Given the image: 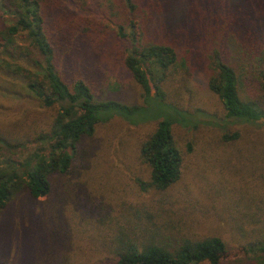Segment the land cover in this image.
Returning a JSON list of instances; mask_svg holds the SVG:
<instances>
[{
    "label": "trees",
    "instance_id": "trees-1",
    "mask_svg": "<svg viewBox=\"0 0 264 264\" xmlns=\"http://www.w3.org/2000/svg\"><path fill=\"white\" fill-rule=\"evenodd\" d=\"M89 11H102L116 28L87 15ZM68 12L76 19L66 23ZM0 18V112L5 101L19 117L0 122V264L228 262L224 239L189 234L186 210L164 196L181 178L172 126L192 121L167 101L161 85L187 60L202 58L204 83L220 101L225 119L264 128V0H0ZM113 31L127 43L122 66L140 88L142 104L98 100L80 73L74 79L66 76L78 70L72 50L88 43L87 37L102 44ZM193 39L196 49H188ZM245 64L256 72L258 99L239 92L235 67ZM29 99L39 110L29 109ZM149 105L167 108L168 115L164 110L139 122L136 117ZM113 119L135 126L155 122L137 147L148 177L135 182L141 192L155 191L164 198L151 205H118L117 195L100 193L112 204L101 214L96 208L101 210L103 203L88 206L90 180L100 164L80 171L72 166L75 156L86 159L87 154L76 155L82 140ZM263 137L236 159L233 168L239 165L235 170L247 174L237 196L234 186L231 201L219 195L224 202L217 204L225 224H232L229 231L243 239L238 246L242 259L252 264H264ZM222 138L231 143L241 134ZM69 174L73 187L56 193L52 178ZM207 193L205 198L216 203L217 195ZM202 200L196 203L201 206Z\"/></svg>",
    "mask_w": 264,
    "mask_h": 264
},
{
    "label": "rangeland",
    "instance_id": "rangeland-1",
    "mask_svg": "<svg viewBox=\"0 0 264 264\" xmlns=\"http://www.w3.org/2000/svg\"><path fill=\"white\" fill-rule=\"evenodd\" d=\"M86 14L94 16L95 20H101L110 29L116 28V25L106 20L102 11L101 14L99 11H96V14L93 11ZM136 14L143 20L140 11ZM73 17L76 19L74 14L70 15L68 12L64 21L68 23ZM4 19L7 20V17L4 16ZM181 30L182 28L178 26V31L181 32ZM165 38L170 41L167 36ZM87 39L88 43L72 50L75 54L73 58L78 63V70L75 72L69 70L66 76L70 79H74L75 75L76 77L82 76L85 81L89 82L98 100H114L126 105L142 104L140 88L122 66V56L126 55L127 43L119 41L114 31L105 38L102 44L96 43L93 37H87ZM180 44L183 46V43ZM191 48L196 49V39L189 43L188 49ZM183 54L181 50L180 55ZM204 67L205 62L202 58L200 61L193 59L189 62L187 60L185 68L177 69L161 85L166 93L167 101L186 112L192 121L188 126L180 124L172 126L173 139L182 159L181 178L175 186L164 193V196L178 200L177 208L182 207L186 210L183 219L189 234L195 237L218 234L224 239L229 249L224 260L230 262H224L225 264H252V261L242 259L244 255L238 246L243 243V239L239 234H232L229 231L232 224L230 222L225 224L222 219L223 213L217 204L224 202L223 197L225 202H230L232 198L230 189L235 186L237 196V191L244 185L242 179L247 177V174L235 170L239 165L234 168L233 166L238 157L247 155L254 141L262 139L264 128L242 127L238 123L233 124L225 119L220 101L204 83L203 71L200 70H204ZM81 68L84 69L83 73L79 70ZM235 68L240 80V94L260 98L261 93L255 70L247 68V64ZM150 85L151 93L155 94L154 86ZM29 100V109L39 110L37 103ZM2 102L5 108L0 112V122L6 123L10 121L9 119H19L12 113V106H9L8 102ZM150 106L153 105L146 106L136 117L139 122L167 109L159 110L155 105ZM166 113L168 115V111ZM154 125L155 122H146L135 126L121 119H113L108 124L98 125L91 137L82 140L77 147L76 155L77 153L80 156L87 154L86 159L75 156L72 168L80 171L84 167H96L97 163L101 167L100 170H96L94 179L90 180L93 193L88 206L91 209H95L98 202L103 203L101 210L96 208L97 213L103 214L112 205L100 193H107L111 197L117 195L119 202L114 201V204L118 205L124 202L131 204L139 201L151 205V202L164 198L162 193L155 191L141 192L135 182L137 178L147 180V170L137 159V147L153 130ZM234 132H239L241 139L231 143L225 142L222 137ZM260 145H264V137ZM30 147L31 145H28L27 148ZM25 150L26 146L20 149L22 152ZM228 162L229 164L226 165ZM53 178L52 184L56 193H61L63 188L69 192L73 187L72 174ZM207 191L217 195L216 203L205 198ZM219 195L223 197L219 198ZM227 198L229 201H226ZM197 199H203L201 206L196 203ZM216 209L218 213L214 216ZM205 211L208 214H205Z\"/></svg>",
    "mask_w": 264,
    "mask_h": 264
}]
</instances>
